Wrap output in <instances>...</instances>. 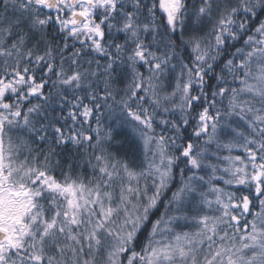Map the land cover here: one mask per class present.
<instances>
[{"label": "snow or ice", "instance_id": "obj_1", "mask_svg": "<svg viewBox=\"0 0 264 264\" xmlns=\"http://www.w3.org/2000/svg\"><path fill=\"white\" fill-rule=\"evenodd\" d=\"M0 264H264V0H0Z\"/></svg>", "mask_w": 264, "mask_h": 264}, {"label": "trees", "instance_id": "obj_2", "mask_svg": "<svg viewBox=\"0 0 264 264\" xmlns=\"http://www.w3.org/2000/svg\"><path fill=\"white\" fill-rule=\"evenodd\" d=\"M190 131V130H189ZM133 141L131 139L126 141L125 144V150L129 151V155L130 157L133 155V153L135 154L136 158L139 159V150L138 149H129L128 145L132 144ZM214 150V149H213ZM181 167H183V165H181ZM179 184V177H177L176 182L174 183V185L172 186L171 191L175 190L176 185ZM171 191H169L166 196L163 198V203L158 207V210H154L156 212V215L153 217V219H155L157 216L161 215L164 213V206L163 204L167 202V198L171 195Z\"/></svg>", "mask_w": 264, "mask_h": 264}]
</instances>
